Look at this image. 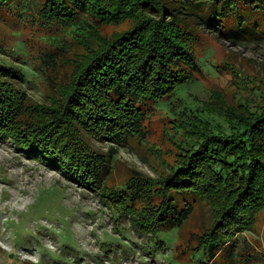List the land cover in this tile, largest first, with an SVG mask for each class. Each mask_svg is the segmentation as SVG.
<instances>
[{
	"label": "trees",
	"instance_id": "obj_1",
	"mask_svg": "<svg viewBox=\"0 0 264 264\" xmlns=\"http://www.w3.org/2000/svg\"><path fill=\"white\" fill-rule=\"evenodd\" d=\"M17 3L0 0V9ZM35 17L68 29L82 48L72 50L69 76L47 105L31 103L11 79L17 70L0 58V135L36 149L69 179L109 194V203L154 244L164 241L161 233L182 226L196 202L208 204L214 223L199 236L194 259L212 263L223 250L235 255L228 250L235 235L264 206V108L218 112L225 125L187 113L191 120L183 121L195 134L162 179L131 178L110 187L107 178L117 147L145 141L150 109L195 78L199 28L232 39L251 35L264 19V0H44ZM124 22L130 26L103 33ZM42 59L47 66L56 61L47 53ZM86 137L111 145L98 151ZM136 202L147 205L140 209Z\"/></svg>",
	"mask_w": 264,
	"mask_h": 264
},
{
	"label": "rangeland",
	"instance_id": "obj_2",
	"mask_svg": "<svg viewBox=\"0 0 264 264\" xmlns=\"http://www.w3.org/2000/svg\"><path fill=\"white\" fill-rule=\"evenodd\" d=\"M16 1L19 5L12 9H0V58L6 57L17 70L11 79L28 100L47 105L69 76L72 50L82 47L68 29L39 22L35 11L44 0ZM259 24L253 34L236 39L219 29L199 28L195 78L150 109L145 141L134 139L129 147H117L108 186L119 187L131 178L160 180L168 174L195 134L183 121L191 120L187 113L225 125L218 112L264 108V19ZM129 26L124 22L102 30L110 35ZM45 53L55 57L53 65L42 59ZM87 140L102 152L111 145ZM34 151L0 135V264H208L192 255L199 236L214 223L208 204L196 202L188 220L161 233L164 241L157 238L154 244L144 230L130 224L131 217L109 203V194L69 179ZM155 202L153 198L149 204ZM144 205L135 203L140 209ZM235 236L228 250L237 255L228 257L223 250L210 264H264V206L251 226Z\"/></svg>",
	"mask_w": 264,
	"mask_h": 264
}]
</instances>
